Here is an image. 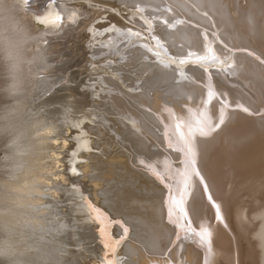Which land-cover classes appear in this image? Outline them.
<instances>
[{
    "label": "bare ground",
    "instance_id": "bare-ground-1",
    "mask_svg": "<svg viewBox=\"0 0 264 264\" xmlns=\"http://www.w3.org/2000/svg\"><path fill=\"white\" fill-rule=\"evenodd\" d=\"M87 1H99L103 7H107L106 9L110 10L111 8L108 7H113L114 9L118 6L116 4L118 2H114L115 0H105L104 2H101V0ZM120 1H122L121 4L124 5L125 8L122 7L121 9L118 7V10L126 11V15L133 9H130V5L133 7L139 5L140 7L138 11H134L135 14L133 12L131 15L127 16H136V19L133 20L135 21V25L130 26L132 31L124 34L118 33L117 39L115 40L116 45L125 41L123 45L120 44L121 47L127 45V43L131 46V43L136 41L140 43L137 46L138 48L135 47L133 49L134 52L124 49V54H126V56L123 55L124 57L120 59L124 62L121 65L124 64L126 68L140 67V69H138L140 73L137 74L138 70L136 71L134 69L138 79H132L129 74L125 73L129 69L123 68L124 65L122 67H112V72L105 70L106 82H104L105 80H103V82L107 90L105 91L103 86H101V88L106 94L103 98L108 100L105 101L103 98H100V105H103V107L105 106V108L108 107L105 111L106 119L108 118L107 113H110V111L116 108L119 110L120 108V110L123 109V111H121L120 114L118 112L119 115H122V112L125 114L128 112L131 114L132 120L136 119V123L139 124L138 127V125L136 126V124H133L128 118L125 120L120 119L123 123L119 125H129L134 129V132L132 131L133 129L131 130L129 127L125 126H121L119 130H115L114 132L123 142H125L127 138L126 134L130 136L133 135L132 141L134 145H132V147L134 149L139 147L143 149V151L146 150L148 152L146 153L148 155H141L140 162L146 163L148 161L150 165H148L149 163L147 162L148 166L143 164L134 167L136 169L138 168L137 173L134 174L135 172L129 171V174L133 177V184L142 180L146 189L148 188L152 192L153 195L148 200L151 203L147 205L143 204L142 206H145L146 209L149 210V213L146 217L142 216L143 214L141 216H135L134 213H127L120 207H117L118 204L113 201L131 200L139 204V201H142L137 195L133 194L130 189H122L125 185L124 182H119L121 187H118L119 184L114 186V190L112 189L114 195L112 194V197H105L106 193H109L110 190L105 187L103 188L105 183L101 185L100 180L104 176V169L106 167L103 168V173L100 171L103 175H100L101 173L98 175L94 174L93 177L89 174L91 173L90 168H92L91 165L93 163H91L90 168L89 165H84L80 167V169L77 168L76 160L78 154L81 153L80 150L82 148L84 149L85 145L87 147L84 132L80 131L76 133L79 128V126H77L80 123L79 120L75 121L76 126H71L56 117L54 114V112H56L55 110H46L47 117L53 121H57V130L55 133L49 132L48 135L50 139L43 153V159L40 161L42 167L40 169L41 184L38 187V199L41 201L42 207L39 209L30 207L20 209L22 212L27 211L33 216H38L43 222V227L28 230L25 236V243L22 246V251L25 254L21 255L19 259L23 264H60L62 262L64 259L63 256L66 253L64 247V244H66L64 234L67 230V214L69 212L66 213V211L62 210L59 205L61 201H49L50 199H48V197L54 196L60 189L57 185L55 187L53 185L60 184L61 181L63 183L70 180L66 175L67 172L64 174L65 170H68V174L70 175H74L78 173L79 170H82L81 173L85 176L84 179L85 181L87 180L86 183H88V181H92L91 183H93L96 193L93 196H96V200L99 202L101 199H99V197L103 195L101 201L107 202L110 211L112 210L115 216H117L118 213L119 215L122 214L118 220L116 219L122 229L117 226L115 230L120 228V230L124 232V236H122L121 239L125 241L124 245L126 244V249L124 253L121 254L122 256L125 255L127 259H124L123 264H244V253L239 235L242 231H247L245 228L247 216L242 213L239 205L237 209L233 208L231 214V206H228L227 201H251L253 206V208L251 207L253 220L250 221L254 229L252 228L253 230L251 231L248 230L249 233H247L250 235L251 232V236H253L254 239V248L255 245L258 246L263 256L261 262L264 264V0H248L246 6H242L241 3L239 4L240 0ZM37 2L38 1L35 2L36 6H31L33 10L26 11L28 0H16L15 8L20 16L27 13L32 21L38 24L42 29L37 35L33 34L37 40L35 52L37 54L43 53L47 57L49 72L53 69H57L60 72L63 67H52V62L55 60V56L60 60L63 54L57 50L59 53L57 52L56 55H53L52 46L45 48V43L47 44L45 41H48L51 45H56L53 44L56 39L64 38L63 36L67 32L75 29L74 25L67 27V21L65 22V20L71 19L72 24L74 22L78 27L82 25L83 23L81 22L84 21H80V13L77 12L78 10L75 11L76 9L72 5V8H69L67 6L57 5L56 2L52 3L51 0H46L39 6ZM73 2L75 1L73 0ZM73 5L75 6V4ZM125 5L129 7L127 8ZM77 6L75 7L81 11L87 8L83 5ZM128 10L129 12H127ZM83 12H85V10ZM106 12L107 11L103 13ZM178 12H180V14ZM66 13L68 17H66ZM119 13L121 12H118V15ZM112 16H108L109 21V18ZM112 18L116 19L114 17ZM112 18L111 20L113 22ZM177 19L179 22L175 23L174 21ZM126 20L129 21L128 19ZM130 21L129 23H131ZM136 23H138L139 26H137ZM141 23L151 31L152 38L156 43H162L167 53L169 52L173 56L180 57V59L185 57V55H194L198 58L201 50H204L203 55L211 50L213 51L211 56L217 57L220 62L224 61L227 70L221 69V73L217 71L218 73L215 72V74H213L214 72L212 70L211 72L213 73L209 71L208 67L205 65L206 63L196 64V66L189 65L185 68L174 67L170 60L163 58L165 55L162 51L152 46L153 44L151 46L149 45L148 40L150 39H148V35L144 31L145 29H143L145 26L143 28L140 26ZM123 25L124 24H122V27ZM210 31L214 32L215 35H212ZM81 32L83 33V31ZM141 34L143 36H141ZM82 36L84 37V35ZM108 36H110V34H108ZM131 36H135V38L130 40ZM144 36L145 39H147L146 41H143ZM119 37L120 41H118ZM209 39L212 41H209ZM74 44L75 43H73V45ZM80 48V52L83 53H80L78 57H75V55L63 66H69L70 68L81 67L80 65L86 59L84 56L86 49ZM54 49H57V47H54ZM75 50L79 51V49ZM93 50L95 49L93 48ZM139 50H143L144 53L141 55ZM93 52L92 54H94L96 50L94 53ZM135 52L137 53L132 55ZM148 52H151L154 58L148 57ZM117 53L120 54L119 52ZM52 55L54 56L53 59ZM142 56H147L148 58L143 60ZM129 61H137V63L135 62L134 64V62H130V64ZM107 64L111 67L110 63ZM113 70L117 71L116 73H118V75L115 74ZM82 73L85 72L83 71ZM82 73L77 72L75 74L77 78H80L83 75ZM144 75L147 77L145 76L144 78ZM93 76L96 78L95 75ZM132 76H134V78L136 77L135 75ZM55 80L57 79L50 78L45 80L43 77L40 78L39 83L45 90L33 98L34 107L45 108L47 101L42 102L41 105L36 104V102L46 93L52 91L55 86ZM120 80L125 84L130 80V83L131 81L132 83H137L138 87L129 91L128 88L125 86L123 87L124 84L120 82ZM153 80H155V83H152ZM150 81L151 84H155L154 88L156 87V82H160L162 85L158 84L159 87L157 86V88L153 90L147 88L148 90L145 91L144 87L147 86ZM130 86H132V84ZM71 88L68 87V85L63 87V89H68L75 99L79 96L83 97V101H81L80 105H85L90 100L96 102L97 96L94 94L90 95L85 91V93L82 91L79 92L77 88ZM132 88L133 87H131V89ZM66 95L67 94H65V96ZM98 112H101V110ZM260 112L262 113V119L257 116ZM112 115H114V113H112ZM126 115L129 116V114ZM112 117L113 116L110 118ZM119 117H117V119ZM157 127L161 130L163 128L165 130L166 128L171 132L172 137L169 136L170 133L168 135L171 137V141L169 140L170 143H168V145H165V142L162 143V140L164 141L165 138L161 139V134L159 135V131H156ZM64 128H66L68 132L73 129L69 136H65ZM201 129H203V131H201ZM164 130L163 133L165 132ZM75 133L77 135L80 134L77 136ZM74 134L76 136H73ZM104 134L105 136H102L103 138L97 134L96 141L99 143L104 141L111 144L113 142L115 143L117 140L108 133ZM68 140L76 142L73 147L70 146L71 142ZM128 140L129 139L126 141ZM155 141L157 143L156 145ZM93 143H95V141ZM116 143L119 144V142ZM148 143L151 146L158 147L151 150L148 148ZM75 145H78V149H75V151L73 150L74 152L71 151V153L68 152L72 155H69L71 158L67 157L69 162H66V157H63V151L72 149ZM116 145H111L109 148L112 146L115 147ZM120 146L121 144H119V147H116L121 149ZM166 146L169 147L168 150L165 148ZM114 151H116V149H114ZM127 151L128 150H126V152ZM136 151H138V149ZM111 152H113V149ZM117 154L118 153L115 152V155ZM110 155L112 156V153ZM89 158L92 159L94 157L90 156ZM118 158L119 160H116V162L115 160L112 161V158H107L109 160V165L119 164L120 167L122 166L124 168V164L128 163V161H124V163L121 160L122 164L124 163L121 165L120 159L124 160L125 157L120 158V155L115 157V159ZM94 159L97 160L96 157ZM110 159H112L111 162ZM125 160H127V158ZM176 161L181 163L175 164ZM131 163L132 166H134L133 162ZM96 164L97 165L93 164V166H98L96 167L98 171V169H100V162ZM102 165L105 166L104 164ZM183 167L185 168L183 169ZM110 168H112V166ZM131 168L132 167H130V169ZM125 169L127 170L129 168L127 167ZM125 169L123 170L127 173L128 170L126 171ZM115 170L113 171L115 172ZM119 170L117 168L118 173L116 171L115 174H119ZM124 171H122L123 175ZM166 172L167 175L170 176L169 179L164 178L166 177ZM197 172L199 173L198 175L196 174ZM111 174L107 173L106 175L108 176ZM83 175H81L80 178L77 177V181L81 179ZM94 176H96V178ZM99 176L101 177L99 178ZM143 178H146V180H143ZM80 181L83 180L81 179ZM85 181H83V183ZM102 181L103 180H101V183ZM67 182L69 183V181ZM233 183L236 184H234L235 187H230L229 189L228 186ZM162 185H164V187ZM66 186L68 185L66 184ZM51 190L54 192L47 194V192ZM98 191L104 192L101 196H98ZM120 194L121 196L125 195V198H120ZM209 196H211V200H209ZM245 197H247V199H245ZM173 200L182 201L183 209L187 213L186 216L183 212H180L179 209L174 207ZM128 207H131V205ZM217 207L219 211H217ZM124 215L131 220L132 223L126 221L123 217ZM249 215H251V213ZM111 217L113 218V215ZM133 221L138 223L135 224ZM205 231L211 234L210 242L207 239L201 238V233ZM108 245L111 244L108 243ZM250 247H253V245ZM171 248V252L168 253L167 251ZM150 254L152 257H150ZM247 256L249 258L251 257L250 254H247ZM256 256H259V254L255 255V258ZM110 258L111 257L108 256V259ZM259 261L257 264H260ZM252 262L254 261L252 260Z\"/></svg>",
    "mask_w": 264,
    "mask_h": 264
},
{
    "label": "rangeland",
    "instance_id": "rangeland-1",
    "mask_svg": "<svg viewBox=\"0 0 264 264\" xmlns=\"http://www.w3.org/2000/svg\"><path fill=\"white\" fill-rule=\"evenodd\" d=\"M36 1H38L37 3L39 4V6L40 5H42L46 0H42V1H40V0H28V3H27V5H26V11H30L31 9L33 10V7L34 6H36L35 5V2ZM63 1H64V3H63ZM71 1V2H70ZM75 2H73V0H66V2H65V0H51V2L53 3V2H56V4L57 5H63V6H67V7H71L72 8V6L76 9H74L75 11H77L78 13H80V21H84V22H81V23H83L82 25H80L79 27L78 26H76L75 25V23L73 22V24H72V21H71V19H67V20H65V22H66V25H67V27L68 26H70V25H74V27H75V29L74 30H72V31H69V32H67L63 37L64 38H59V39H56L55 41H54V43L53 44H56V45H51L50 43H48V41H45V42H47V44L45 43V48L47 47H50V46H52V48L54 49V47L56 48L57 47V49H52V54L53 55H56V53L58 52V51H60V53H62L63 55V57L62 58H60V60H62V61H60L59 60V58H57L56 56H55V58H54V56L52 55V59L54 58L55 60L52 62V67L53 66H58V67H63V68H61V70H60V72L57 70V69H53L51 72H49L50 74H49V77H48V79H57V80H55V86H54V88L52 89V91L51 92H49V93H46L44 96H42L41 97V99L38 101V102H36V104H38V105H41V103L42 102H46L47 101V105L45 106V108H46V110H48V111H52V110H55L56 112H54V114L56 115V117H58L59 119H61V120H63L64 122H66V124H68V125H71V126H76V123H75V121L76 120H79V124L77 125V126H79V131H78V129H77V132L76 133H78V132H80V131H83L84 132V136L86 137V143H87V147H86V145H85V147H84V149L82 148L80 151H81V153L80 154H78V157H77V160H76V164H77V168H79L80 169V167H82V166H84V165H89V168L92 166V168H90L91 169V173H89L90 174V176L91 177H93V175L95 174H100L101 172L100 171H102L103 170V168H105L104 170H105V172H104V176H103V178H101V180H103L102 181V183H101V180H100V184L101 185H103L104 183V186H103V188L105 187L106 189H109L108 191H109V193H106V195H105V197H112L113 195H114V186L115 185H118V187H121L120 186V183L119 182H124L125 183V185H124V187H122V189H130V191L131 192H133V194H135V195H137L139 198H140V200H142V201H139L140 202V204L139 203H136V202H134V201H131V200H127V201H113V202H116L117 204V207H120L123 211H125V212H127V213H134V215L136 216H141L142 214V216H147L148 215V213H149V210L148 209H146V207L144 206V207H142L143 206V204L144 205H147V204H150L151 202L150 201H148L149 199H150V197L153 195L152 194V192L147 188L146 189V187H145V185L143 184V181L141 180H139L140 181V183H139V181L138 182H136L135 184H133V177H132V175H130L129 174V171L130 172H135L134 174H136L137 173V169L136 168H134V167H138L139 165L141 166V165H143V164H148L147 162L146 163H142V162H140V158L142 157V156H144V155H148V154H146V153H148L146 150L145 151H143V149H140L139 147H137V148H135L136 150L138 149V151H136L133 147H132V145H134V143H133V135L132 136H130L129 134H126L127 135V138H126V140L127 139H129L128 141H126L125 140V142H123V141H121V139H119L118 138V136H116V134H115V130L117 131V130H119L120 128H121V126H125V127H129L131 130L133 129L131 126H129V125H119V124H122L123 122H122V120L120 121V119H123V120H125L126 118H128L133 124H136V126L138 125V127H139V124H137L136 122V119L135 120H132V117H131V114L130 113H126V114H129V116L128 115H126L125 113H123L122 112V115H119L120 113H121V111H123V109H121L120 110V108H119V110H117V108L115 109V110H112V111H110V113H107L108 115H107V119H106V116H105V114H106V109L108 108V107H106L105 108V106L103 107V105H100L101 104V99L100 98H103L106 94H105V91L107 90V88L105 87V83L104 82H106V76H105V73H104V71L106 70V71H109V72H112V67H114V66H116V67H119V66H123V65H121L122 63H124L123 62V60L121 61L120 59H122V57H124V56H126V54H124L125 53V50L124 49H128V51L130 50H132L133 51V49L136 47V48H138L137 46L140 44L139 42H133V43H131L132 45L130 46V44L129 43H127V45H124V46H120V44L121 45H123V42H125V41H121L122 43H118V45H116V39H117V35H118V33H122V34H124V33H127V32H131L132 31V29H131V27L130 26H132V25H135V21H133L134 19H136V16H130V17H127V16H129V15H131V13H133L134 11H138V9H140V7H139V5H135L134 7L132 6V5H130V9L131 8H133L130 12H129V10L127 11V12H129V13H127V15H126V11H119L118 9L119 8H121L122 9V7L123 8H125L124 7V5H122L121 4V2L122 1H120V0H111V1H114V2H118V3H116L118 6H117V8H114L113 9V7H108V8H111V10L110 9H106L105 7H103V5L102 4H100V2L99 1H97V2H95V1H87V0H82V1H80V0H74ZM79 1H80V3H79ZM85 1V2H84ZM105 0H101V2H104ZM106 1H109V0H106ZM244 1V2H243ZM247 1L248 0H240L239 1V4L241 3V5L242 6H246V4H247ZM69 2V3H68ZM91 2V3H90ZM120 2V3H119ZM41 3V4H40ZM47 3H49V2H47ZM85 3V4H84ZM94 3V4H93ZM96 3H98V4H96ZM73 4H75V6H77V5H79V6H85V7H87L86 9H84L85 10V12H83L84 10H79L78 8H76ZM91 4V5H90ZM96 4V5H95ZM72 5V6H71ZM99 5V6H98ZM102 5V6H101ZM120 5V6H119ZM31 6H33V7H31ZM94 6H95V8H94ZM97 6V7H96ZM126 6V5H125ZM31 7V8H30ZM78 7V6H77ZM101 7H103V8H101ZM119 7V8H118ZM127 7V6H126ZM129 7V6H128ZM127 7V8H128ZM98 8H99V10H98ZM135 8V9H134ZM142 8V7H141ZM101 9V10H100ZM103 9H105V10H103ZM92 10V11H91ZM74 11V12H75ZM86 11H88V12H86ZM105 11H107L106 13H103V12H105ZM83 12V13H82ZM113 12V13H112ZM118 12H121V13H119V15H118ZM179 14H180V12H178ZM115 16H114V15ZM121 14V15H120ZM134 14H135V12H134ZM66 15V17H68L67 15V13L65 14ZM113 15V16H112ZM182 15V14H181ZM107 16V17H106ZM108 16H112V17H114V18H118L117 19V22H116V19H113L112 17V19H113V22H114V24H113V22H112V20H111V18H109L110 19V21L108 20ZM117 16V17H116ZM121 16V17H120ZM124 16V17H123ZM21 17L25 20V22L28 24V25H30L29 27H30V29H31V31H32V33L35 35H37L38 33H40L41 31H42V29L38 26V24H36L34 21H32V19H31V17L26 13L25 15H21ZM127 17V18H126ZM135 17V18H134ZM138 17V16H137ZM92 18V19H91ZM103 18V19H102ZM123 20H122V19ZM102 19V20H101ZM126 19H128L131 23H129V21H127ZM93 20V21H92ZM115 20V21H114ZM121 20H122V24H124L123 25V27H122V24H121ZM125 20H126V22H125ZM71 22V23H70ZM110 22V23H109ZM112 22V23H111ZM175 23L176 22H179V20L177 19V20H175L174 21ZM96 25H95V24ZM117 24V26H116V24ZM121 25H120V24ZM99 24V25H98ZM100 24H102V25H100ZM108 24V25H107ZM120 26H119V25ZM137 24V26H139V24L138 23H136ZM85 25V26H84ZM111 25V26H110ZM96 28H95V27ZM101 27V30H100V27ZM105 26V27H104ZM125 26H129V27H125ZM140 26H142V28L145 26V25H143L142 23L140 24ZM78 28V29H77ZM124 28H125V30H124ZM126 28H128V29H126ZM153 28V27H152ZM92 29H94V30H92ZM99 29V30H98ZM129 29H131V30H129ZM143 29H145L144 31L147 33V35H148V39H150V40H148V42H149V45L151 46L152 44V46H154L156 49H158V50H160V51H162V53L165 55L163 58H167L168 60H170L171 61V63H172V65L175 67H178V68H181V67H183V68H185L186 66H189V65H193V66H196V64H200V63H206L205 65L208 67V69H209V71L211 72V70L214 72H211V73H213V74H215V72L216 73H218V72H222L221 71V69H226L227 70V67L225 66V64H224V61L223 62H220L218 59H217V57H215V56H211L212 55V53H213V51H211V50H209V51H207V53H205L204 55H203V53H204V50H201V53L199 54V56H198V58H196L194 55L193 56H188V55H185V57H182L181 59H180V57H176V56H173L171 53H167V50H165L164 49V47H163V45H162V43H156L155 41H154V39L152 38L153 36H152V34H151V31L148 29V28H146V26H145V28H143ZM80 30V31H79ZM92 30V31H91ZM124 30V31H123ZM147 30V31H146ZM81 31H83V33L81 32ZM95 31V32H94ZM78 32H80V33H78ZM210 32H212V31H210ZM107 33V34H106ZM117 33V34H116ZM137 33V32H136ZM79 34V35H78ZM81 34V35H80ZM108 34H110V36H108ZM113 34V35H112ZM82 35H84V37L82 36ZM116 35V36H115ZM151 37H150V36ZM212 35H215V33L214 32H212ZM107 38H105V37ZM141 36H143L142 34H141ZM150 37V38H149ZM133 38H135V36H131L130 37V40L131 39H133ZM144 39H143V41H146L147 39H145V36L143 37ZM61 39V40H60ZM84 39V40H83ZM103 39V40H102ZM58 40V41H57ZM68 41V42H67ZM92 41V42H91ZM118 41H120V37H119V39H118ZM151 41H152V43H151ZM209 41H212L211 39H209ZM57 42V43H56ZM82 42V43H81ZM69 43V44H68ZM73 43H75L74 45H73ZM79 43V44H78ZM49 44V45H48ZM58 44V45H57ZM136 44V45H135ZM80 47H82L83 49H86L85 50V53H84V56H85V60L83 61V63L80 65L81 67H72V68H70L69 66L67 67V66H63V65H65L66 63H68L69 62V60H71L75 55V57H78L79 55H80V53L82 54L83 52H80ZM89 47V48H88ZM101 47V48H100ZM127 47V48H126ZM93 48L96 50V52H97V54H96V52H95V50H93ZM99 48V49H98ZM109 48V49H108ZM211 48V47H210ZM75 49H79V51H76ZM105 49V50H104ZM107 49V50H106ZM122 49V50H121ZM58 50V51H57ZM74 50V51H73ZM98 50V51H97ZM101 50V51H100ZM103 50V51H102ZM87 51V52H86ZM90 53H89V52ZM95 53H94V52ZM121 51V52H120ZM140 51V53H141V55H142V53H144L143 52V50H139ZM51 52H50V54H51ZM92 52L95 54H92ZM98 52H102L101 53V56H100V53H98ZM105 52V53H104ZM117 52H119L120 54H118ZM134 52V51H133ZM138 52V51H137ZM137 52H135V53H133L132 55H134V54H136ZM59 53V52H58ZM75 53V54H74ZM87 53V54H86ZM104 53V54H103ZM113 53V54H112ZM123 53V54H122ZM139 53V52H138ZM139 53V54H140ZM86 54V55H85ZM103 54V55H102ZM108 54V55H107ZM169 54H171V55H169ZM105 55V56H104ZM124 55V56H123ZM149 55V56H148ZM148 57H153L154 58V55L151 53V52H148ZM104 56V57H103ZM147 56H144V57H146V58H144L143 56V60H145V59H147L148 57ZM96 57V58H95ZM208 57V58H207ZM64 58V59H63ZM93 58V59H92ZM95 58V59H94ZM117 58H119V59H117ZM104 59V60H103ZM111 59V60H110ZM176 59V60H175ZM90 60H91V62H90ZM173 60V61H172ZM196 60V61H195ZM94 61V62H93ZM97 61V62H96ZM99 61V62H98ZM184 61H186V62H184ZM211 61V62H210ZM96 62V63H95ZM112 62V63H111ZM131 61H129V63H130ZM134 62V64H135V62L137 63V61H132L131 63H133ZM174 62V63H173ZM103 63V64H102ZM107 63H110V66L111 67H109L108 65L109 64H107ZM128 63V62H127ZM130 63V64H131ZM185 63V64H184ZM193 63V64H192ZM93 64V65H92ZM126 64V63H125ZM195 64V65H194ZM88 66H89V70H88ZM91 66V67H90ZM100 66H102V67H100ZM106 66V67H105ZM226 67V68H225ZM105 68V69H104ZM123 68H126V66L124 65V67ZM137 67H135V68H126L128 71H126L125 73H127V74H129L131 77H132V79H136L137 78V76H136V74H135V72L138 70V69H140V67H138L137 69H136ZM160 68H161V66H160ZM74 69V70H73ZM87 69V70H86ZM110 69V70H109ZM136 71H135V70ZM213 69H215V70H213ZM220 69V70H219ZM79 70H81V71H79ZM85 72V73H82L83 71ZM225 70V71H226ZM76 71V72H75ZM88 71V72H87ZM89 71H90V73H89ZM114 72H115V74H117L118 75V73H116L117 71H115V70H113ZM131 71H133V72H131ZM135 71V72H134ZM218 71V72H217ZM70 72V73H69ZM82 73L83 75L80 77V78H77V75L75 74V73ZM87 73H88V75H87ZM101 73V74H100ZM140 72H139V70L137 71V74H139ZM228 73V72H227ZM73 75H74V77H73ZM76 75V76H75ZM93 75H95L96 76V78L93 76ZM99 75V76H98ZM132 75H135L136 77L134 78V76H132ZM147 75V74H146ZM146 75H144V78H145V76ZM85 76V77H84ZM87 76V77H86ZM91 76H92V78H91ZM102 76H103V78H102ZM60 77V78H59ZM94 77V78H93ZM139 77V76H138ZM147 77V76H146ZM38 78H42V76L41 77H38ZM82 78V79H81ZM105 78V79H104ZM237 78V77H236ZM89 79H90V81H89ZM138 79V78H137ZM238 79V78H237ZM80 80V81H79ZM84 80V81H83ZM103 80H105L104 82H103ZM74 81V82H73ZM101 81V82H100ZM155 80H153L152 81V83L154 82ZM120 82H122V80H120ZM174 82V81H173ZM119 83V82H118ZM123 83V82H122ZM129 83V84H128ZM128 83H123L122 85H123V87L125 86L126 88H128V90L129 91H132V90H134V89H136L138 86H137V83H135V82H133L132 83V81H131V83H130V80L128 81ZM155 83V82H154ZM78 84V85H77ZM99 84V85H98ZM132 84V86H130ZM135 84V85H134ZM151 81L148 83V85L147 86H145L144 87V90L145 91H147L148 89L149 90H153V89H155V88H157V86L159 87V85L158 84H160V85H162V83H158V82H156V87L154 88V86H155V84H151ZM68 85V87H72L71 89H76L77 88V90L79 91V92H83V93H87V94H94L95 96H97V100H96V102L95 101H89V102H87V104H85V105H80V103H81V101H83V97H81V96H79V97H76V99H75V97H72V95L70 94L71 92L68 90V89H63V87H66ZM134 85V86H133ZM101 86H103V88H104V90H102V88H101ZM130 86V87H129ZM150 86V87H149ZM164 86V85H163ZM96 87H98V88H96ZM114 87V86H113ZM131 87H133L132 89H131ZM152 87V88H151ZM148 88V89H147ZM61 89V90H60ZM97 89H99V90H97ZM96 90V91H95ZM66 91H68V92H66ZM85 91V92H84ZM97 93V94H96ZM99 93H101V94H99ZM55 94V95H54ZM65 94H67L66 96H65ZM86 94V95H87ZM56 96V97H55ZM99 96H101V97H99ZM55 97V98H54ZM71 100H70V99ZM80 99V100H79ZM91 99V98H90ZM42 100H44V101H42ZM77 100V101H76ZM103 100H105V101H107L108 99H106V98H103ZM49 102V103H48ZM78 102H79V104H78ZM96 104H95V103ZM103 102V101H102ZM72 104V105H71ZM73 104H75V105H73ZM91 105V106H90ZM69 106V107H68ZM75 106V107H74ZM63 107V108H62ZM65 108H67L68 109V114H67V119H63V118H60V116H61V114H62V112H64V110H65ZM75 108V109H74ZM91 108V109H90ZM93 108V109H92ZM95 108H97V109H95ZM103 109V110H102ZM101 110V112H98V111H100ZM59 111V112H58ZM85 111V112H84ZM114 111V112H113ZM116 112V113H115ZM118 112H119V114H118ZM58 113V114H57ZM71 113V114H70ZM112 113H114V115H112ZM74 114V115H73ZM104 114V115H103ZM113 116L112 118H110L111 116ZM124 114V115H123ZM118 115V116H117ZM126 115V116H125ZM105 116V117H104ZM120 116V117H119ZM257 116H259L261 119H262V113L260 112V113H258V115ZM117 117H119L118 119H117ZM69 118V119H68ZM73 118V119H72ZM110 118V119H109ZM84 119V120H83ZM107 121H106V120ZM72 120V121H71ZM114 120H117V121H114ZM119 120V121H118ZM113 121V122H112ZM135 121V122H134ZM86 122V123H85ZM107 123V124H106ZM113 123V124H112ZM85 124V125H84ZM87 124V125H86ZM90 127V128H89ZM74 128V127H73ZM96 128V129H95ZM106 128V129H105ZM64 131H65V136H69L70 135V133H71V131L73 130V129H71L69 132H68V130L66 131V128H64L63 129ZM90 132H89V131ZM163 130H164V128L161 130L160 128H156V131L158 132V134L160 135L161 134V136H162V138L161 139H164L165 138V140L163 141L162 140V143L163 142H165L164 144L165 145H168V143H170L169 142V140L171 139V132H169V130L168 129H166L165 128V132L163 133ZM133 132H134V129L132 130ZM131 131V132H132ZM162 131V132H161ZM108 133L109 135H111V136H113V137H115V139H117L116 141H115V143L113 142V143H111V144H109V143H106V142H104V141H102V142H98V141H96L97 140V134H98V136H100V137H102V136H105V134L104 133ZM75 133V134H76ZM102 133V134H101ZM112 133V134H111ZM169 133H170V135H169ZM68 134V135H67ZM73 135V136H76V135ZM80 134V133H79ZM78 134V135H79ZM134 134V133H133ZM77 135V136H78ZM136 135V134H135ZM171 136V137H169V136ZM164 136V137H163ZM131 137V138H130ZM89 138V139H88ZM103 138V137H102ZM69 142H71V144H70V146L71 147H73V145H74V143H76L75 141H72V140H68ZM89 141V142H88ZM95 141V143H93ZM121 141V142H120ZM171 141V140H170ZM99 144H97V143ZM116 142H119V144H121V149L119 150L117 147H119V144L118 143H116ZM132 142V143H131ZM154 142V141H153ZM108 146H106L105 144ZM124 143V144H123ZM126 143V144H125ZM127 143H129V144H127ZM93 144H94V146H93ZM96 144V145H95ZM109 144V145H108ZM116 145L115 147H110L109 148V146H111V145ZM124 145V147H123V145ZM131 144V145H130ZM149 144V143H148ZM154 144V143H153ZM157 143H156V141H155V145H156ZM90 145V146H89ZM125 145H126V147H125ZM150 145V144H149ZM148 145V148L149 149H155V147L156 146H149ZM78 145H75L74 146V148H72V149H67V150H65V151H63L64 152V154H63V157H66L65 158V160H66V162L68 161L69 162V159H67V157L68 158H71L69 155H72V154H69V153H71V151L72 152H74L75 151V149L77 150L78 149V147H77ZM99 146V147H98ZM76 147V148H75ZM128 147V148H127ZM158 147V146H157ZM156 147V148H157ZM97 148V149H96ZM99 148V149H98ZM102 148V149H101ZM124 148V149H123ZM167 150L169 149V147L168 146H166L165 147ZM107 151H106V150ZM113 149V152H111V150ZM114 149H116V151H114ZM131 149V150H130ZM133 149H134V151H133ZM153 149V150H154ZM74 150V151H73ZM104 150V151H103ZM110 150V151H109ZM125 152H124V151ZM126 150H128L127 152H126ZM106 151V152H105ZM119 151V152H118ZM130 151V152H129ZM69 152V153H68ZM104 152V153H103ZM115 152H117L119 155H120V158L122 157H125V159L127 158V160H123V159H120V161L122 160L123 162L124 161H128V163H123L124 165H125V167L123 168L122 166V168L120 167V165L118 164H116V165H111L112 166V168H110L111 166L109 165V160L107 159V158H112V159H110V162H111V160L112 161H114L115 160V162H116V160L118 161L119 160V158L118 159H115V157H118L117 155H115ZM124 153V154H122V153ZM137 152V153H136ZM139 152V153H138ZM177 152H180V151H177ZM112 153V156L110 155V154ZM114 153V154H113ZM125 153H127V154H125ZM128 153H129V155H128ZM135 153V154H134ZM92 154H94V155H92ZM123 156H122V155ZM133 154V155H132ZM67 155V156H66ZM96 155V156H95ZM100 155V156H99ZM110 155V156H109ZM126 155V156H125ZM136 155V156H135ZM138 155V156H137ZM142 155V156H141ZM88 156V157H87ZM96 157V159L97 160H95L94 158H92V159H94V160H92V159H90L89 157ZM107 156H109V157H107ZM86 157V158H85ZM98 157V158H97ZM136 157V158H135ZM138 157H139V160H138ZM83 158V159H82ZM102 158V159H101ZM130 160H129V159ZM86 159V160H85ZM88 159V160H87ZM104 160V161H103ZM106 160H108V161H106ZM95 161H97V162H95ZM122 161H121V165H123L122 164ZM98 162H100V164H101V167H100V164H99V168L100 169H98V171L96 170V167H98V166H93V164L94 165H97L96 163H98ZM108 162V163H107ZM131 162H133V164H134V166H132V163ZM91 163H93L92 165H91ZM141 163V164H140ZM179 164V163H181V162H179V161H176L175 162V164ZM83 164V165H82ZM102 164H104L105 166H103ZM107 164V165H106ZM127 164H129V165H127ZM91 165V166H90ZM108 165H109V168H108ZM126 165H127V167L129 168V169H125V168H127L126 167ZM136 165V166H135ZM148 165H150V163L148 164ZM147 165V166H148ZM95 167V168H94ZM118 168V170H119V174H120V176H122V177H120L119 176V174H117L118 173V171H117V168ZM120 167V168H119ZM130 167H132L131 169H130ZM65 168H66V166H65ZM102 168V169H101ZM115 168H116V170H115ZM185 167H183V169H184ZM95 169V170H94ZM110 172H108L107 170ZM123 169H125L126 171H127V173L123 170ZM134 169H135V171H134ZM140 169V168H139ZM94 170V171H93ZM113 170H115V172L117 171V173L115 174V172L113 171ZM124 171V175H123V172L122 171ZM70 171V170H69ZM81 171L82 170H79L78 171V173H75L74 175L73 174H68L69 172H68V170H65V173L64 174H66V172H67V177L70 179V180H67V181H69V183L67 182V181H65V182H63L62 183V181L60 182V184H55V185H53L54 187L57 185L60 189L57 191V194H55L54 196H51V197H48V199H50L49 201H61V204H59L60 206H61V208H62V210H64V211H66V213H68L67 215H68V222H67V230H66V233L64 234V240H65V243L66 244H64V247H65V250H66V253L64 254V259L62 260V262L60 263V264H123V262H124V259L126 258L127 259V257L125 256V255H123L122 256V254L124 253V251H125V247H126V244L124 245V243H125V241L124 240H122L121 238H122V236H124V232H122L121 230H120V228H121V225L117 222V220H118V218H120L121 216H122V214H120L119 215V213L117 214V216H115V213L111 210L110 211V209L108 208V206H107V202L105 203L104 201V203L101 201V199H102V194H103V192L102 191H98L97 192V195L98 196H101V197H99V199H100V203L96 200L97 198H95L96 196H93L94 194H96L95 193V188L93 187V183H91L92 181H88V183H86L87 182V180L85 181V179H84V175H83V173H81ZM93 171V172H92ZM98 172V173H97ZM108 174H111V172H112V176L111 175H106L107 173ZM93 173V174H92ZM102 173H103V171H102ZM100 174V175H103V174ZM106 173V174H105ZM113 173H114V175H113ZM163 173H165V172H163ZM88 174V175H89ZM92 174V175H91ZM76 175V176H75ZM81 175H83L82 177H81V179L83 180V181H85L84 183H83V181H80L81 179H79L78 181L80 182V184H79V182L77 181V177L78 178H80V176ZM87 175V176H88ZM116 175V176H115ZM162 175H165V174H162ZM129 176V177H128ZM166 177H164V178H166V179H169V177L170 176H168L167 175V172H166V175H165ZM89 177V176H88ZM95 178H96V176H94ZM101 176H99V178H100ZM107 177H108V179H107ZM75 178H76V180H75ZM107 180H106V179ZM106 181H105V180ZM146 180V178H143V180ZM71 181V182H70ZM75 181V182H74ZM97 181H99V180H97ZM81 182H82V184H83V186H82V184H81ZM236 182V181H235ZM75 183V184H74ZM65 184V185H64ZM66 184L68 185V186H66ZM73 184V185H72ZM234 184L235 183H233V184H230L229 186H228V188L230 189V187H235L234 186ZM60 185V186H59ZM78 185V186H77ZM80 185V186H79ZM127 185V186H126ZM236 185V184H235ZM113 188H112V187ZM163 187H164V185H162ZM93 187V188H92ZM65 188V189H64ZM82 189V190H81ZM113 189V190H112ZM54 190V189H53ZM53 190H51L50 192H47V194H50L51 192H54ZM137 190V191H136ZM102 192V193H101ZM101 193V194H100ZM111 193V194H110ZM116 193H117V191H116ZM59 194V195H58ZM100 194V195H99ZM113 194V195H112ZM119 194V193H118ZM60 195H62V196H60ZM120 196V198L121 197H123V198H125V195H122L121 196V194L119 195ZM53 197V198H52ZM59 197V198H58ZM146 197V198H145ZM46 198V197H45ZM62 198V199H61ZM95 198V199H94ZM119 198V199H120ZM57 199V200H56ZM245 199H247V197H245ZM96 200V201H95ZM116 200H118V199H116ZM146 200V201H145ZM228 202V206L230 205L231 206V208H230V211H231V214H232V212H233V208H235V209H237L238 208V205L240 206V208H241V210H242V213H244L246 216H247V218H246V222H245V228H246V230L247 231H242L241 233H240V241H241V246H242V249H243V253H244V264H257L258 263V261H259V257H260V261H259V263L260 264H262V258H263V256H262V253H260V250H259V248H258V246H256L255 245V248H254V239H253V236H251V232H250V235L248 234L249 233V231L248 230H253L254 229V227L252 226V208H253V206H252V203H251V201H227ZM247 202V203H246ZM132 203V204H131ZM102 206H100V205ZM122 204H124V205H122ZM137 204H138V207H139V209H138V207H137ZM87 205V206H86ZM131 205V207H128V206H130ZM101 207V208H100ZM104 207H106V208H104ZM252 207V208H251ZM80 208V209H79ZM70 209V210H69ZM133 209V210H132ZM138 209V210H137ZM103 210V211H102ZM107 210V211H106ZM105 211V212H104ZM129 211V212H128ZM143 211V212H142ZM249 211V212H248ZM142 212V213H141ZM248 212V213H247ZM113 215V218L111 217L112 215ZM138 213V214H137ZM251 213V215H249ZM89 214V215H88ZM146 214V215H145ZM248 214V215H247ZM110 215V216H109ZM114 216H115V220H114ZM119 216V217H118ZM251 216V217H250ZM124 218H125V220L126 221H128L129 223L131 222V220H129L127 217H125V215L123 216ZM110 219H113V220H110ZM117 219V220H116ZM248 219H249V221H248ZM104 221V222H103ZM110 221H113V222H110ZM232 221H233V219H232ZM135 224L136 223H138V222H135V221H133ZM132 223V222H131ZM247 224H249V225H247ZM101 225H102V227H101ZM115 226V227H114ZM120 227V228H117L118 229V231H117V229L115 230V228L116 227ZM249 226V227H248ZM125 227V226H124ZM251 227V228H250ZM114 228V229H113ZM253 228V229H252ZM122 229V228H121ZM113 230H115V231H113ZM109 232V233H108ZM118 232V233H117ZM120 232H121V234H120ZM248 232V233H247ZM123 233V234H122ZM111 235V236H110ZM120 236V237H119ZM249 236V237H248ZM108 238V239H107ZM249 238V239H248ZM108 241H107V240ZM251 239V240H250ZM253 239V240H252ZM120 240V241H119ZM118 242V243H117ZM108 243L109 244H111V245H108ZM117 243V244H116ZM250 243H252V244H250ZM115 245H117V246H115ZM119 245H120V247H119ZM253 245V247H250V246H252ZM244 246V247H243ZM257 247V248H256ZM250 248V249H249ZM253 248H254V250L256 251H254L253 250ZM249 249V250H248ZM252 249V250H251ZM121 250V251H120ZM170 250H172V248L171 249H169L167 252L168 253H170L171 251ZM258 251H259V253H258ZM249 252V253H248ZM251 252V253H250ZM253 252H254V255H253ZM122 253V254H121ZM256 253V254H255ZM259 254V256H256V258H255V255H258ZM247 254H250L251 255V257L249 258L248 256H247ZM108 256L109 257H111L110 259H108ZM150 257H152V255L150 254ZM258 257V258H257ZM67 258V259H66ZM253 258V259H252ZM69 259V260H68ZM254 261V262H252V260ZM88 260V261H87ZM248 260H249V262H248ZM257 262H256V261ZM108 262V263H107ZM122 262V263H121ZM224 264V263H223Z\"/></svg>",
    "mask_w": 264,
    "mask_h": 264
},
{
    "label": "clouds",
    "instance_id": "clouds-1",
    "mask_svg": "<svg viewBox=\"0 0 264 264\" xmlns=\"http://www.w3.org/2000/svg\"><path fill=\"white\" fill-rule=\"evenodd\" d=\"M15 3L0 0V264H23L28 230L43 227L38 216L20 209L42 207L40 161L49 132L57 130L46 108L33 106L45 90L38 77L48 79V60L35 52L36 37ZM67 114L65 108L60 118Z\"/></svg>",
    "mask_w": 264,
    "mask_h": 264
},
{
    "label": "snow or ice",
    "instance_id": "snow-or-ice-1",
    "mask_svg": "<svg viewBox=\"0 0 264 264\" xmlns=\"http://www.w3.org/2000/svg\"><path fill=\"white\" fill-rule=\"evenodd\" d=\"M201 131H203V129H201ZM196 174L198 175L199 173L197 172ZM208 198H209V200H211V196H209ZM173 205L175 208L179 209L180 212H183L185 216L187 215L186 211H184V209H183L182 201L173 200ZM217 211H219L218 207H217ZM210 236H211V234L206 232V231L201 233V238L207 239V240H209V242H210Z\"/></svg>",
    "mask_w": 264,
    "mask_h": 264
}]
</instances>
